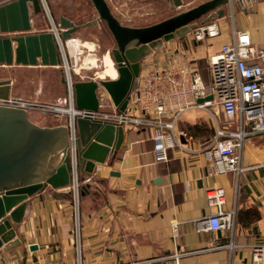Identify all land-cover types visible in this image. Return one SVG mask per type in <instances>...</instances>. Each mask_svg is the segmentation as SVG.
<instances>
[{"label": "crops", "instance_id": "1", "mask_svg": "<svg viewBox=\"0 0 264 264\" xmlns=\"http://www.w3.org/2000/svg\"><path fill=\"white\" fill-rule=\"evenodd\" d=\"M44 1L54 23L60 17L77 23L57 9V0ZM244 8L225 6L226 15L212 20L221 28L213 39L198 43L189 36L172 47L163 44L140 62V74L170 68L173 60H185L184 55L196 61L207 79L208 58L228 42L232 29L247 31L255 45L264 46V0ZM90 13L85 23L97 18L94 9ZM39 14H33L35 19L31 15V28L21 35L50 32L45 22L42 29ZM83 47L94 50V45ZM97 63L91 67L99 66ZM38 64L36 67H44ZM59 67L62 63L55 68ZM65 95L53 103L47 101L56 104ZM180 121L179 127L185 131L200 123L209 128L206 120ZM123 131L119 151L109 154L91 175L78 172L79 184L88 180L90 187L83 196L78 195L76 211L69 190L48 187L27 199L21 223L13 225L20 245L0 249V264H254L251 249L264 241V134L247 139L242 146L240 165L246 172L210 176L202 155L172 151L167 162H158L146 131ZM186 133L193 139L190 148L203 141L199 132ZM111 172L118 176H110ZM215 188L224 191V211H235L233 229L221 231L220 237L197 231L198 221L215 211L206 199L207 192ZM31 245L37 250L30 251Z\"/></svg>", "mask_w": 264, "mask_h": 264}, {"label": "water", "instance_id": "2", "mask_svg": "<svg viewBox=\"0 0 264 264\" xmlns=\"http://www.w3.org/2000/svg\"><path fill=\"white\" fill-rule=\"evenodd\" d=\"M256 0H235L234 5L245 10V5ZM97 19L106 24L116 49L111 58L117 73L116 79L80 81L73 84L75 107L78 110L96 111L98 91L104 90L119 112L127 105L129 94L137 84L140 62L151 52L189 31L195 21L207 16L202 24L224 17L227 0H209L151 26L133 28L120 24L112 14L106 0H90ZM179 7L181 0H173ZM46 12L44 0H16L0 6V65L56 67L62 63L52 32L21 35L31 28V15ZM97 19L77 26L60 17L54 29L58 39L66 41L83 27L97 23ZM65 83V78H63ZM10 80L0 81V97L10 94ZM208 97L205 101L211 100ZM204 100H198L203 103ZM78 133L77 181L79 173L91 175L97 166L105 163L109 154L119 151L124 141L122 127L91 121L76 120ZM110 176H118L111 172ZM76 180L69 156L68 129L63 125L41 127L30 121L22 109L0 107V249L19 246L13 225L21 223L26 201L46 188L69 190L74 193ZM90 184L79 187V195L88 192ZM77 206V205H76ZM14 208V209H13ZM13 209V210H12ZM12 210V211H11ZM6 214H8L6 216ZM216 235L220 237L221 232ZM37 250L36 245L29 246Z\"/></svg>", "mask_w": 264, "mask_h": 264}, {"label": "built area", "instance_id": "3", "mask_svg": "<svg viewBox=\"0 0 264 264\" xmlns=\"http://www.w3.org/2000/svg\"><path fill=\"white\" fill-rule=\"evenodd\" d=\"M227 1V7L231 9L234 0ZM46 15L62 58L66 95L56 104H46L9 94L7 98L0 97V107L44 112L58 122L64 117V122L59 125L68 129L70 162L77 182L74 206L78 204L79 195L78 118L111 124L123 130L128 127L143 129L150 135L158 162H167L170 152L179 151L190 156L202 155L209 164L207 171L210 176L225 173L240 176L248 170L240 165L242 146L247 139L264 134V47H257L247 31L232 29L228 42L208 58L207 80L203 79L195 60L181 55L185 60L180 59L176 63L173 60L174 66L170 68H153L139 73L136 87L130 92L123 112L118 111L102 89L101 96L98 91V109L92 112L75 107L71 72H74L73 58L78 55L73 57L69 53L67 40L58 39V30L54 29L47 8ZM220 34V26L216 21H211L198 25L189 35L193 41L201 43ZM94 81H98V78ZM208 97L212 99L205 101ZM198 100L204 102L199 104ZM189 111H201L208 117L206 122L211 134L205 140L196 142L197 148L188 147L193 139L179 127L181 115ZM87 182L84 181L85 184ZM206 199L208 206L215 211L198 221L197 231H231L235 223V211H224L223 189L209 190ZM172 229L175 235L177 224L172 225ZM232 247L230 244L228 248ZM263 257L264 241L251 249L254 264H261Z\"/></svg>", "mask_w": 264, "mask_h": 264}, {"label": "rangeland", "instance_id": "4", "mask_svg": "<svg viewBox=\"0 0 264 264\" xmlns=\"http://www.w3.org/2000/svg\"><path fill=\"white\" fill-rule=\"evenodd\" d=\"M12 1L14 0H0V6ZM106 1L112 14L118 19L121 25L133 28H141L159 23L209 0H181L182 4L179 7L174 6L173 0ZM45 5L46 8H48L47 3ZM57 5L58 10L67 13L70 17L77 21L76 24L74 23L77 26L85 25V20L92 16L90 12L92 9H94L90 0H57ZM95 15L97 14L95 13ZM38 16L41 17L43 24L42 29L46 28L43 22H45L48 26L50 25L51 27L50 20L48 19L45 11H42ZM206 17L207 16H204L195 21L194 24H191L189 26V31L181 37L175 35L173 40L162 43H168V45L172 47L174 43L187 40L191 31L198 25L202 24ZM32 19H35V16L32 15ZM235 19L236 23L240 24L239 17L236 16ZM54 24L57 25V23ZM0 37L4 36L2 35ZM70 39L72 40L67 42L69 53L73 57H77L78 55L77 58H73L74 72H71V78L74 83L80 81H92L96 78V76L100 80L116 79L117 75L115 78H112L115 75V68L110 56L111 51L116 49V43L103 21L97 19L96 24L81 28L72 34ZM84 44L94 45V50H88L89 48L83 47ZM256 46L264 47L260 45ZM183 47L185 48L186 45L183 44ZM96 62H98L97 64H99V66L95 65L91 67V65ZM64 77L65 72L62 67L55 68L0 65V80L11 81V95L13 97L37 101L40 103L50 104L51 102L53 103L55 99L58 100V98L65 95L66 89L62 81ZM202 77L204 80H207L203 75ZM99 93H101V96L103 92L99 91ZM47 100H50L51 102H48ZM27 113L30 121L41 127L59 126V124L64 122V117L60 118V121L58 122L44 112L27 111ZM207 118L208 117L201 111H189L181 116L180 120L187 122L188 124H194L198 120H206ZM126 131L138 130L135 127H128ZM200 135L201 138H203L202 140H205L208 136L206 133H204V135L200 133ZM78 186H80V184H78ZM71 195L72 200L74 201V193L72 192V189ZM74 209L76 211L77 207L74 206Z\"/></svg>", "mask_w": 264, "mask_h": 264}, {"label": "trees", "instance_id": "5", "mask_svg": "<svg viewBox=\"0 0 264 264\" xmlns=\"http://www.w3.org/2000/svg\"><path fill=\"white\" fill-rule=\"evenodd\" d=\"M52 17H53V14H52ZM186 131L190 134H195L197 132L201 133L204 135V133H206V135L210 136L211 134V131L209 129L206 128V125L203 123H200V124H196L194 126H189V127H186Z\"/></svg>", "mask_w": 264, "mask_h": 264}, {"label": "bare ground", "instance_id": "6", "mask_svg": "<svg viewBox=\"0 0 264 264\" xmlns=\"http://www.w3.org/2000/svg\"><path fill=\"white\" fill-rule=\"evenodd\" d=\"M72 39H69V40H67L66 42H68V41H71ZM111 60H112V58H111ZM113 61V60H112ZM114 64V63H113ZM115 73H116V70L114 71ZM116 75H117V73H116ZM117 78V77H116Z\"/></svg>", "mask_w": 264, "mask_h": 264}]
</instances>
